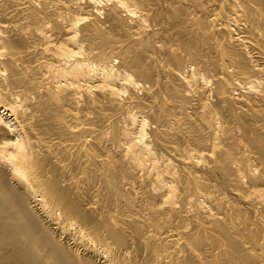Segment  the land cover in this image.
I'll return each mask as SVG.
<instances>
[{"label": "bare ground", "instance_id": "bare-ground-1", "mask_svg": "<svg viewBox=\"0 0 264 264\" xmlns=\"http://www.w3.org/2000/svg\"><path fill=\"white\" fill-rule=\"evenodd\" d=\"M0 264H264V0H0Z\"/></svg>", "mask_w": 264, "mask_h": 264}]
</instances>
